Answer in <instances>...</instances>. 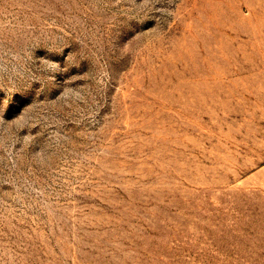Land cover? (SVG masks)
<instances>
[{"label":"rangeland","instance_id":"1","mask_svg":"<svg viewBox=\"0 0 264 264\" xmlns=\"http://www.w3.org/2000/svg\"><path fill=\"white\" fill-rule=\"evenodd\" d=\"M0 264H264V0H0Z\"/></svg>","mask_w":264,"mask_h":264}]
</instances>
